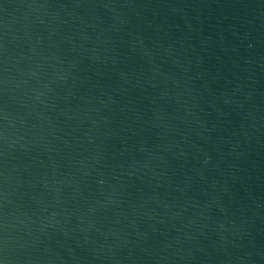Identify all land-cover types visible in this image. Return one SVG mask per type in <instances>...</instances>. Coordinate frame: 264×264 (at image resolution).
Returning a JSON list of instances; mask_svg holds the SVG:
<instances>
[{
	"label": "water",
	"instance_id": "obj_1",
	"mask_svg": "<svg viewBox=\"0 0 264 264\" xmlns=\"http://www.w3.org/2000/svg\"><path fill=\"white\" fill-rule=\"evenodd\" d=\"M0 264H264V0H0Z\"/></svg>",
	"mask_w": 264,
	"mask_h": 264
}]
</instances>
